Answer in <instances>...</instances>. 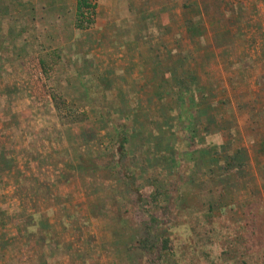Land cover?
<instances>
[{
	"label": "rangeland",
	"instance_id": "1",
	"mask_svg": "<svg viewBox=\"0 0 264 264\" xmlns=\"http://www.w3.org/2000/svg\"><path fill=\"white\" fill-rule=\"evenodd\" d=\"M75 1L0 0V264H264V0Z\"/></svg>",
	"mask_w": 264,
	"mask_h": 264
},
{
	"label": "crops",
	"instance_id": "2",
	"mask_svg": "<svg viewBox=\"0 0 264 264\" xmlns=\"http://www.w3.org/2000/svg\"><path fill=\"white\" fill-rule=\"evenodd\" d=\"M196 2H199L198 0L196 1ZM206 4V3H205ZM197 18V25H200V24H198V23H201L202 21H203V17H196ZM199 18V19H198ZM194 24H196V23H193L191 26H193L194 27ZM214 24H217V21L214 23ZM222 24V23H221ZM208 31V33H202V34H199V35H197V36H195V38L194 37H192V39L194 40V41H197L198 43L199 42H202V41H204V42H207V44H205V46H202V48L200 47V45H198L199 46V48H198V50H195V51H193V50H191V52L193 53V52H195L196 54H197V56L199 57H203V58H210V57H212V54H211V52H210V50L209 49H215L216 47H218V49H219V47H221V48H223L224 46H225V48L227 47V45H223V44H218V38L215 36V34H213V33H211L210 32V30L209 29H207ZM196 35V34H195ZM230 38H231V36H227L226 38L224 37V38H222V42L223 41H225V43H227V42H229V40H230ZM215 43H217L219 46H217ZM205 47V48H204ZM202 49H204V50H202ZM214 51V50H213ZM205 63V62H204ZM206 64V63H205ZM207 66H210V65H204V67H205V69L206 70H209L208 68H207ZM219 66V68H223V67H221L220 65H218ZM222 70V69H221ZM223 72V71H222ZM225 79V78H224ZM239 83H241V82H239ZM244 108H246V107H244ZM244 112L245 113H242V117H241V120L243 121H248L246 118H248L249 117V115L247 114L249 111L248 110H244ZM235 117V120H236V118H237V121H238V119H239V117L238 116H234ZM221 199V198H220ZM219 199V200H220ZM221 210H223V208H221Z\"/></svg>",
	"mask_w": 264,
	"mask_h": 264
},
{
	"label": "trees",
	"instance_id": "3",
	"mask_svg": "<svg viewBox=\"0 0 264 264\" xmlns=\"http://www.w3.org/2000/svg\"><path fill=\"white\" fill-rule=\"evenodd\" d=\"M96 2L97 0H76L75 1V23L77 24V26L82 25L83 22L85 23L90 22V18L94 14V10L96 8V4H97ZM118 146L120 150H124V137L121 138V141L119 142ZM130 188H133L132 184H130ZM139 201L140 200H138V202ZM165 243H166V240L164 238V241L161 246L165 247Z\"/></svg>",
	"mask_w": 264,
	"mask_h": 264
}]
</instances>
